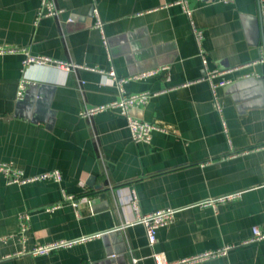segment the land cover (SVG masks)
I'll use <instances>...</instances> for the list:
<instances>
[{
  "label": "crops",
  "instance_id": "obj_1",
  "mask_svg": "<svg viewBox=\"0 0 264 264\" xmlns=\"http://www.w3.org/2000/svg\"><path fill=\"white\" fill-rule=\"evenodd\" d=\"M40 1L0 0V48L11 50L0 53V162L26 177L58 171L61 180L8 185L0 175V264H154L152 253L169 263L216 254L192 264H264V240L249 243L252 228L264 233V62L246 66L264 57V0H185L190 19L178 0H54L63 13L36 19ZM192 25L211 68L246 66L217 90L220 114L201 81ZM26 56L78 68L23 67ZM110 71L157 73L121 92ZM143 92L146 104L129 116L162 129L149 143L131 140L117 110L78 116ZM133 197L142 214L180 209L152 248L141 225H126ZM110 231L117 238L22 253Z\"/></svg>",
  "mask_w": 264,
  "mask_h": 264
},
{
  "label": "built area",
  "instance_id": "obj_2",
  "mask_svg": "<svg viewBox=\"0 0 264 264\" xmlns=\"http://www.w3.org/2000/svg\"><path fill=\"white\" fill-rule=\"evenodd\" d=\"M220 3H230L233 0H213ZM177 4L182 9L183 13L190 19L191 18V10L188 8L187 3L185 0H178ZM63 13L62 9H59L55 5L54 0H41L40 1V10L37 13L36 19L43 18V17H53L58 18ZM94 16V23L93 28L98 30L102 33L103 24L99 19L97 11L93 10ZM192 36L197 46V56L200 59L203 75L201 77V81H204L208 84L209 90L212 96V103L214 110L217 113H221V105L217 97V90L219 88L224 87L227 85L230 80L226 79L225 77L232 72H236L243 67L264 62V57L261 60L255 61L251 64L246 66H240L237 68H229V69H218V68H211L208 64L206 55L201 47V40H202V33L198 29H196L192 25ZM6 50L0 48V53H3ZM28 64H38V65H55L57 68H61L64 70H69L70 68L75 69L78 68L77 66L59 62H53L52 60L44 57H31L26 56L25 60L23 61L22 65L27 66ZM157 73V71H149L143 72L138 75H135L131 78H117L113 71L107 72V76H109L117 85L119 91L122 92L123 84L129 80H142L153 76ZM27 83L21 82L18 86V90L16 93L17 100H21L23 98V94L25 91ZM149 98V93L143 92L139 94L133 95H123L119 100H115L109 102L104 105L92 107V108H84L78 112V116L82 119H91L96 114L105 112L107 110H117L119 113L126 117L127 128L130 134V138L134 143H149L151 139V133L154 131H162L161 128L157 126L134 119L129 116V111L135 108H140L144 106ZM0 175L3 177L6 184H28L32 182H39V181H53V182H60L61 177L58 171H50L45 172L36 176L26 177L20 172L16 170L11 163H3L0 162ZM240 195V192L227 194L218 198L208 199L203 202L197 204V206H214L217 203H225L229 202ZM64 200L71 202L75 205V200L72 196H64ZM82 200H85L82 199ZM131 208L134 214V219L131 222L126 223V225H135L139 224L144 228L145 236L147 239L148 246L150 248L156 243V232L159 228L166 226L167 224L171 223L175 214L180 211V209H165V210H158L148 214H142L139 210L138 203L136 197L132 198L131 201ZM48 211H51L52 208H48ZM29 216L28 214L24 213L19 216L20 220V229L21 234L26 231L27 229V222ZM101 234H93L89 236H82L79 238H75L72 240H60L57 242H52L45 245H37L34 246L29 251H23L22 253L31 255V256H42L46 255L53 250H58L62 248H68L76 244L88 242L92 239L99 238ZM264 240V233L261 232L258 228H252V237L249 240V243L258 242ZM5 241V238L0 237V242ZM225 250H223L224 252ZM219 253V252H218ZM221 253V252H220ZM216 254H203L201 256H196L189 259H184L178 262L169 263L165 260L162 254L152 253V258L154 264H192L202 259H206Z\"/></svg>",
  "mask_w": 264,
  "mask_h": 264
},
{
  "label": "water",
  "instance_id": "obj_3",
  "mask_svg": "<svg viewBox=\"0 0 264 264\" xmlns=\"http://www.w3.org/2000/svg\"><path fill=\"white\" fill-rule=\"evenodd\" d=\"M117 236H118V233H117V231H110V232H106V233H104V234H102L101 235V238L106 242L108 239H115V238H117ZM119 253H121V254H123L124 253V250H123V248H121V250H120V252Z\"/></svg>",
  "mask_w": 264,
  "mask_h": 264
}]
</instances>
